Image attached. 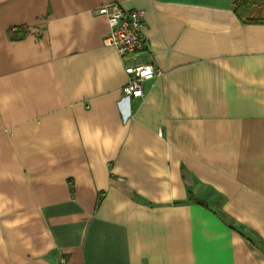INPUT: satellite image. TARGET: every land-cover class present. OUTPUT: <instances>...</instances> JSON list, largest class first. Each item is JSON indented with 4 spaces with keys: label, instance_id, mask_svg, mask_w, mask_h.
Returning <instances> with one entry per match:
<instances>
[{
    "label": "crops",
    "instance_id": "crops-1",
    "mask_svg": "<svg viewBox=\"0 0 264 264\" xmlns=\"http://www.w3.org/2000/svg\"><path fill=\"white\" fill-rule=\"evenodd\" d=\"M110 2L144 11V97ZM233 2L0 0V264H264V24Z\"/></svg>",
    "mask_w": 264,
    "mask_h": 264
},
{
    "label": "built area",
    "instance_id": "built-area-1",
    "mask_svg": "<svg viewBox=\"0 0 264 264\" xmlns=\"http://www.w3.org/2000/svg\"><path fill=\"white\" fill-rule=\"evenodd\" d=\"M97 12L106 18L108 24V33L104 37L103 44L115 49L125 63L126 81L121 87L122 97L141 98L144 93L143 81L160 73L153 63L135 59L137 53L145 48L144 11L133 9L126 13L117 3L110 2L100 6ZM58 264L68 263L65 259H61Z\"/></svg>",
    "mask_w": 264,
    "mask_h": 264
},
{
    "label": "rangeland",
    "instance_id": "rangeland-1",
    "mask_svg": "<svg viewBox=\"0 0 264 264\" xmlns=\"http://www.w3.org/2000/svg\"><path fill=\"white\" fill-rule=\"evenodd\" d=\"M235 11L237 12V14H239V15H241V16H243V17H245V18H247V17H252V19H254V20H257V19H264V0H248V2L245 4V6H241V5H239L238 4V2H236L235 3ZM126 13L128 12V11H126V10H124ZM97 14H98V12H97V9H96V11H95ZM144 23H145V21H144ZM143 44H144V47L147 49V47H146V45H147V42H146V40L143 42ZM109 47V46H108ZM112 48V47H111ZM144 48V49H145ZM113 49V48H112ZM143 49V50H144ZM115 50V49H114ZM143 50H141V51H143ZM116 51V50H115ZM140 51V52H141ZM117 52V51H116ZM140 52L139 53H137V55H136V58L135 59H137L138 61H140V62H144V61H141V60H139V58H138V54H140ZM117 54L119 55V53L117 52ZM119 57H120V55H119ZM131 60V59H130ZM129 60V61H130ZM159 70V72H161V70L160 69H158ZM146 81H143V83H142V85H144V83H145ZM142 97H144V93H143V96ZM121 100H124V101H126V100H130L129 98H121ZM132 101V100H131Z\"/></svg>",
    "mask_w": 264,
    "mask_h": 264
},
{
    "label": "trees",
    "instance_id": "trees-1",
    "mask_svg": "<svg viewBox=\"0 0 264 264\" xmlns=\"http://www.w3.org/2000/svg\"><path fill=\"white\" fill-rule=\"evenodd\" d=\"M236 2H238V4L239 5H243V6H245V4L248 2V0H234V2H233V11H234V13H235V15L237 16V18H239L240 19V21L242 22V23H244V24H247V23H252V24H264V19H257V20H254V19H252V17H247V18H245V17H243V16H241V15H239V14H237V12L235 11V3ZM198 203H203V202H201V201H199V199L198 200H196Z\"/></svg>",
    "mask_w": 264,
    "mask_h": 264
}]
</instances>
